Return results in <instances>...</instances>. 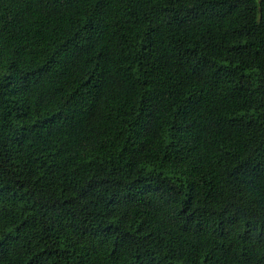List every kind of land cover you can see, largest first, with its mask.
Wrapping results in <instances>:
<instances>
[{
	"label": "trees",
	"instance_id": "1",
	"mask_svg": "<svg viewBox=\"0 0 264 264\" xmlns=\"http://www.w3.org/2000/svg\"><path fill=\"white\" fill-rule=\"evenodd\" d=\"M0 264H264V0H0Z\"/></svg>",
	"mask_w": 264,
	"mask_h": 264
}]
</instances>
